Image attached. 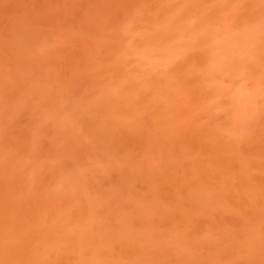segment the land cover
Instances as JSON below:
<instances>
[{
    "label": "rangeland",
    "instance_id": "obj_1",
    "mask_svg": "<svg viewBox=\"0 0 264 264\" xmlns=\"http://www.w3.org/2000/svg\"><path fill=\"white\" fill-rule=\"evenodd\" d=\"M0 264H264V0H0Z\"/></svg>",
    "mask_w": 264,
    "mask_h": 264
}]
</instances>
